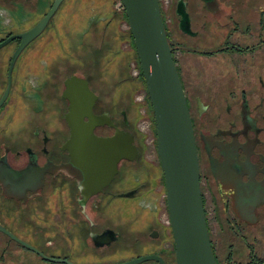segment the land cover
Segmentation results:
<instances>
[{
	"label": "flooded vegetation",
	"instance_id": "obj_1",
	"mask_svg": "<svg viewBox=\"0 0 264 264\" xmlns=\"http://www.w3.org/2000/svg\"><path fill=\"white\" fill-rule=\"evenodd\" d=\"M69 1L62 0L40 34L17 52L20 36L47 16L55 0H0V45L6 43L0 46V101L7 92L0 104V226L43 255L51 250L65 253L74 242L56 240V225L49 218L44 222L38 213L64 216L70 224L65 233L73 238L80 234L75 245L82 250L80 264H124L149 255L174 264V242H169L168 227L158 214L143 219L150 228L146 234L134 233L120 216L123 211L128 223L134 222L136 199L145 187L135 184L140 151L125 113L118 123L110 111L99 110L100 96L83 75V66L70 63V45L41 65L40 42H55L56 31L70 17ZM195 10L194 19L187 2L192 35L179 29L176 15L178 31L193 39L192 46L173 47L167 40L192 123L212 252L216 264H264V0H200ZM164 28L166 32L165 22ZM174 49L201 64L191 65L190 79L177 65ZM61 58L69 63L59 67ZM73 77L88 82L97 96L93 113L107 114L113 124L96 128L94 134L108 138L121 130L133 137L138 152L135 160L120 161L109 185L86 199L79 188L83 175L72 166L66 147L71 138V91L66 82ZM209 204L212 222L206 217ZM33 215L43 220L41 225ZM10 244L35 258L12 257ZM137 244L150 251L135 254ZM47 257L68 263L44 260L0 232V264H78L66 257Z\"/></svg>",
	"mask_w": 264,
	"mask_h": 264
},
{
	"label": "water",
	"instance_id": "obj_2",
	"mask_svg": "<svg viewBox=\"0 0 264 264\" xmlns=\"http://www.w3.org/2000/svg\"><path fill=\"white\" fill-rule=\"evenodd\" d=\"M61 1L55 0L47 16L20 36L22 43L17 52L40 34ZM120 2L154 117L156 153L163 174L168 223L174 242V264H216L202 203L192 123L166 37L159 0ZM186 4V0H177L176 15L180 17L179 29L192 35ZM4 44L6 43L0 46ZM66 86L71 91V116L67 118L71 138L66 147L71 153L72 166L83 175L79 188L86 199L109 185L117 173L120 161H133L138 152L133 144V137L121 130L116 129L115 134L108 138L94 134L96 128L105 125L113 127V124L107 114L93 113L97 96L90 91L86 80L73 77L66 82ZM6 94L7 92L0 104ZM122 112L126 115L125 110L118 113L121 115ZM85 118L87 121H84ZM0 232L44 260L68 263L43 255L1 226ZM148 260L164 264L159 257L153 255L142 256L124 264H140Z\"/></svg>",
	"mask_w": 264,
	"mask_h": 264
},
{
	"label": "rangeland",
	"instance_id": "obj_3",
	"mask_svg": "<svg viewBox=\"0 0 264 264\" xmlns=\"http://www.w3.org/2000/svg\"><path fill=\"white\" fill-rule=\"evenodd\" d=\"M186 1L188 2L191 17L195 19L197 11L195 9H197L200 0ZM159 3L170 45L175 47L182 44L191 47L193 39L182 36L177 28L176 0H159ZM119 4L120 0H70L68 3L70 17L66 19L65 23L60 25L59 31H56L55 42L51 41L48 44H46L47 42H40V59H42L41 63H43L41 65H47L48 56L55 53L60 55L63 52L60 50L65 45H70L72 48L70 63L73 65L72 67L76 65V68L83 66V75L89 78L100 96L99 110L110 111L118 123H122V115L118 112L125 110L126 118L131 130L136 135L137 145L140 149V155L134 168L135 184L136 186L145 184V187L136 199V219L134 222L129 224L128 219L122 215L123 211L120 212V216L124 218L123 224L130 225V229L134 233L145 231L146 234V230L148 231L150 228L148 229L143 219L147 221L146 217L149 215L158 214L161 222L168 227V240L173 244L166 209V191L156 153V133L152 108L145 89L127 19L124 10L120 8ZM44 43L46 45L43 47ZM174 51H176L174 56L177 65L181 68L183 75L190 79L194 76L191 65L198 66L201 64L197 63L198 60H196L197 62L195 61L196 57L191 55L184 56L177 52V49H174ZM68 63L69 60L65 62L61 58L58 66L67 65ZM185 66L188 68H185ZM76 68L72 69L75 70ZM211 209L212 207L209 204L206 217L212 222ZM38 214L44 219V222L48 218L52 219L51 223L56 225L55 234L60 237L55 238L56 240L69 238L76 245L80 234L77 232L74 235L76 237L73 238L71 234L65 233L66 231L64 230L70 225L69 223L67 224V219L69 218L64 216L59 218L49 217L45 213L42 214L40 212ZM41 218L33 215L32 219L36 221V224L41 225L43 221ZM24 225L29 226L30 223L27 224L25 222ZM60 226L62 229L57 228ZM25 236H29V234L24 235V238H27ZM136 237L145 241V236L142 234H136ZM75 245L71 246V250L65 253H60L59 250H51L46 251L45 255L54 256L55 258L66 257L74 263H83L82 250L75 247ZM8 251L15 257L35 258L33 254L20 249L15 244H10ZM149 251V246L139 244L136 245L134 250L135 254L142 255ZM121 252L120 254H125L123 250ZM239 253L237 252V254ZM36 264L47 263L39 261Z\"/></svg>",
	"mask_w": 264,
	"mask_h": 264
},
{
	"label": "built area",
	"instance_id": "obj_4",
	"mask_svg": "<svg viewBox=\"0 0 264 264\" xmlns=\"http://www.w3.org/2000/svg\"><path fill=\"white\" fill-rule=\"evenodd\" d=\"M119 6H120V8L123 10V7H122V4H121V2H120V4H119Z\"/></svg>",
	"mask_w": 264,
	"mask_h": 264
},
{
	"label": "trees",
	"instance_id": "obj_5",
	"mask_svg": "<svg viewBox=\"0 0 264 264\" xmlns=\"http://www.w3.org/2000/svg\"><path fill=\"white\" fill-rule=\"evenodd\" d=\"M130 32V31H129ZM130 35H131V33H130ZM131 38H132V36H131ZM142 74V73H141ZM143 78V77H142ZM144 81V80H143Z\"/></svg>",
	"mask_w": 264,
	"mask_h": 264
}]
</instances>
